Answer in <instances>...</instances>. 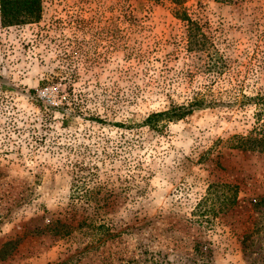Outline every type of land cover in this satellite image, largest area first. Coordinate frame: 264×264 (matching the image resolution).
Here are the masks:
<instances>
[{"label":"rangeland","instance_id":"rangeland-1","mask_svg":"<svg viewBox=\"0 0 264 264\" xmlns=\"http://www.w3.org/2000/svg\"><path fill=\"white\" fill-rule=\"evenodd\" d=\"M40 1L38 21L0 25V129L47 134L19 157L0 132V264H262L264 152L234 142L252 127L241 95L264 93V0H183L226 62L215 75L195 68L169 0ZM202 95L229 103L142 124ZM75 158L96 165L99 198L113 192L112 236L82 252L39 232ZM210 183L235 186L234 204L193 215Z\"/></svg>","mask_w":264,"mask_h":264},{"label":"trees","instance_id":"trees-1","mask_svg":"<svg viewBox=\"0 0 264 264\" xmlns=\"http://www.w3.org/2000/svg\"><path fill=\"white\" fill-rule=\"evenodd\" d=\"M142 1L162 2V0ZM216 1L234 3L242 0ZM169 2L172 5L170 8L172 16L181 22L184 27L185 51L197 58L203 57L200 64H195V68L211 75L221 73L226 67V62L219 53L212 37L202 30L197 18H192L186 13L182 5L183 0H169ZM137 3H141V0ZM41 9L40 0H0V25L11 26L36 22L40 18ZM241 100L242 103L253 105L252 127L245 135H237L234 147L241 150L264 152V93L259 90L252 95L242 94ZM219 103H229V101L222 102L219 98L206 99L203 95L195 96L185 104L171 105L166 110L146 115L142 120V124L157 125L162 121L177 120L191 113L194 109ZM23 122L18 126L17 121L10 117L0 129L2 144L5 146L4 150L19 153L17 154L19 157L22 153L20 148L26 147L32 138L41 143L47 135L44 132L42 133L41 128L33 127L31 119ZM13 133H16L14 138ZM22 135L25 138H21ZM25 141L27 144H25ZM70 163L69 169L65 170L70 175L66 205L61 212L57 213L58 216L48 219L39 232L47 233L55 240L74 243L82 252L112 236L111 227H114V224L107 221L105 215L108 213L107 209L113 205L112 201L109 203L108 200L113 192L106 189L101 198L97 196L103 185L97 180L95 164L86 163L77 158ZM235 200V186L210 183L205 194L195 204L194 208L196 210H194L193 215L201 216L214 213L213 205L210 206L214 201H218V209L223 211L221 210L222 207L233 205ZM257 203L264 205V199H258ZM78 210L82 213L78 214L79 218H75ZM241 241H245V237ZM262 264H264V259Z\"/></svg>","mask_w":264,"mask_h":264}]
</instances>
